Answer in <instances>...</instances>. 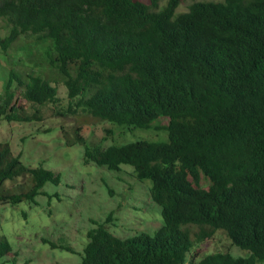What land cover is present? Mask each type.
Returning a JSON list of instances; mask_svg holds the SVG:
<instances>
[{
    "label": "trees",
    "instance_id": "16d2710c",
    "mask_svg": "<svg viewBox=\"0 0 264 264\" xmlns=\"http://www.w3.org/2000/svg\"><path fill=\"white\" fill-rule=\"evenodd\" d=\"M159 1L0 0V51L24 54L27 64L3 67L0 120L38 121L50 107L58 116L81 110L128 131L166 133V141L106 147L75 136L84 164L128 166L148 181L162 220L152 233L126 238L89 230L79 264L264 261V0L195 1L181 13L183 0L158 10ZM60 182L59 171L26 166L0 142V205L35 204L45 184ZM215 231L248 256L193 261L194 243ZM15 256L0 234L1 264Z\"/></svg>",
    "mask_w": 264,
    "mask_h": 264
},
{
    "label": "rangeland",
    "instance_id": "374dc122",
    "mask_svg": "<svg viewBox=\"0 0 264 264\" xmlns=\"http://www.w3.org/2000/svg\"><path fill=\"white\" fill-rule=\"evenodd\" d=\"M166 1H159L158 10ZM195 1L220 0H183L175 12L186 11ZM6 34L7 26L0 21V39ZM24 57L19 52L10 50L4 55L0 51V92L5 77L3 67L9 65L7 60L14 68H19L17 61L21 60L24 68L27 65ZM57 86L60 108L65 112V90L61 84ZM40 118L28 123L0 120V142H7L24 165H41L61 173L60 184H45L42 188L45 195L37 196L35 204L24 201L14 206L0 205V234L15 251V264H79V254L87 241L86 233L97 226L126 238L152 233L161 225L159 207L149 197L148 181L136 180L128 166H120L118 172H112L84 164V146L74 143V139L81 135L86 144L100 142L106 147L141 139L166 141L164 131H128L81 110L58 116L55 109L45 107ZM190 230L194 232L196 228ZM50 243L57 248H52ZM58 246L69 247L72 252ZM193 252H197L193 257L195 262L205 254L216 252H228L234 257L248 256L247 251L235 247L222 231H215L209 240L194 243L189 256ZM255 264H264V261Z\"/></svg>",
    "mask_w": 264,
    "mask_h": 264
}]
</instances>
